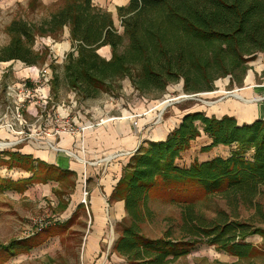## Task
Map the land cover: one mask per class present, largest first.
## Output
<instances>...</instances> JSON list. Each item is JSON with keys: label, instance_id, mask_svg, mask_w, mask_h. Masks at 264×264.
<instances>
[{"label": "trees", "instance_id": "obj_1", "mask_svg": "<svg viewBox=\"0 0 264 264\" xmlns=\"http://www.w3.org/2000/svg\"><path fill=\"white\" fill-rule=\"evenodd\" d=\"M43 6L49 11L40 21L15 19L8 25L10 41L0 47V61L42 65L47 55L34 50L36 36L58 40L69 27L73 49L65 58V75L87 98L111 90L115 80L125 77L141 92L164 90L180 79L189 94L212 91L213 82L225 76L242 85L248 62L264 52V0H129L117 7L122 32L112 13L92 0H56ZM103 46L111 48V58L98 53ZM202 133L210 139L202 152L219 145H235L236 150L227 157L180 166L177 159ZM247 148L253 150L252 158L245 156ZM3 165L31 176L16 181L0 176V193H22L33 183L53 180L68 190L75 185V172L20 151L0 152ZM214 195L257 209L264 203V119L240 124L233 116L189 111L164 140L140 147L129 157L111 195L124 200L126 211L113 251L129 264H170L205 240L239 264H256V258H264V249L246 238H264V229L198 213L197 198ZM156 197L180 207L179 223L160 237L145 231L155 216L150 203ZM16 246V240L0 245V264L33 245Z\"/></svg>", "mask_w": 264, "mask_h": 264}, {"label": "rangeland", "instance_id": "obj_2", "mask_svg": "<svg viewBox=\"0 0 264 264\" xmlns=\"http://www.w3.org/2000/svg\"><path fill=\"white\" fill-rule=\"evenodd\" d=\"M109 4L108 8L113 9L114 2L111 1ZM43 5L48 6L43 3V0H0V47L7 45L10 41L7 27L13 20L40 21L49 11V8ZM114 15L117 18L118 31L122 32L123 28L118 13L116 15L114 12ZM63 32L58 40L49 36H36L33 48L37 52L46 53V62L51 68L48 105L50 107L63 105L64 109H69L75 126L78 125L75 118H78L79 113L95 122L128 114L135 127L142 129L140 132L143 134L148 131L147 135H150L153 126L159 125L158 127L165 128V131L171 129L180 116L187 111H203L207 115L218 117L229 115L235 117L237 121L250 120L254 117L264 118V52L258 53L254 60L248 62L249 69L242 85L231 82V77L225 76L217 78L213 82L214 89L212 91L189 94L184 91V82L180 79L169 83L164 90L155 88L141 92L135 88L129 77H125L115 80L111 90L102 92L97 97L87 98L77 93L66 78L65 58L73 49V42L71 40L70 50L58 53V48L55 45L63 41ZM109 57L111 58V48ZM36 66L42 68L43 64ZM40 79L41 74L37 75L34 71L30 72L26 78L17 79L13 76V71L7 68V72L0 76V124L4 120L11 119L8 107L13 104V100H18L9 96L8 85L27 83L29 88L33 89L42 86ZM18 91L19 89L16 90L17 93ZM33 98L32 103L34 104L31 108L32 111H36L37 116L28 114L29 118L26 119V122L20 126L17 125L22 130L23 134L20 136L23 138L31 133L40 134L43 130L42 108L37 103L39 99L36 96ZM28 100L26 99V101ZM26 104H29V101ZM138 107L142 109L138 110ZM131 109H137L141 114H135ZM22 115H27L25 108ZM39 115H42L41 119L38 118ZM141 118L146 120L143 121L144 123H139L138 126V121L140 122ZM169 118L172 119L167 123ZM5 131L0 132V135L9 140L5 136L10 132ZM202 137L205 139L203 142L200 139L177 159L180 166L187 167L194 160L204 161L216 156L227 157L236 150L235 145H230L202 152L203 144L210 141V139L206 140L207 135ZM4 139H0V144H3V146L0 145V152L13 151L12 147H20L23 143L8 144L10 141H3ZM245 156L252 158L253 150L247 148ZM18 170L26 172L18 168L10 169L3 165L0 166V176L16 181L18 175L15 174V171ZM53 182L56 181L53 180ZM53 182L50 184L55 185L56 183ZM43 183L49 182H37L29 185L23 192L26 195L13 190L0 193V245L15 240L17 241L16 247L33 245L28 252L21 251L19 254L11 256L3 264H129L125 258L119 256L112 249L113 243L119 235L118 222H112L109 218L106 219L102 236L104 241L100 243L101 249L98 255L93 259H87L82 236L85 229L88 230L89 227L88 214H85L84 208L77 206V202L72 198L73 194L70 195L71 189L68 190L63 187V184L58 183L57 186L55 185L56 188L53 186L57 192L45 194L43 186H41ZM94 185L93 178H91L85 189L80 187L78 191L80 199L84 200L86 195L84 205L89 203ZM196 201V211L208 219L220 216L229 219V221L245 222L251 227L264 229L263 202L257 209L251 203L230 202L221 195H214L209 199H202L200 196ZM60 202H62L61 207L58 205ZM150 207L155 213V216L145 225V231L150 236L160 237L166 230L179 223L180 207L178 204L171 203L166 198L156 197L150 203ZM105 217L107 218V216ZM40 221L47 222V226H41ZM246 241L264 249V238L259 234L248 236ZM234 259L231 255L203 240L192 248L189 254L170 264H231ZM255 261L256 264H264V258H256Z\"/></svg>", "mask_w": 264, "mask_h": 264}, {"label": "crops", "instance_id": "obj_3", "mask_svg": "<svg viewBox=\"0 0 264 264\" xmlns=\"http://www.w3.org/2000/svg\"><path fill=\"white\" fill-rule=\"evenodd\" d=\"M55 1L56 0H43V3L49 5ZM92 1L95 5L105 8L112 13L114 25L118 29L116 23L117 18L115 17L114 12H116L117 15V7L126 5L129 0ZM111 1L114 2L113 9L108 8V5H110L109 3ZM71 44L69 27H65L63 32V41L61 43H57L55 47L57 46L58 53H64L65 51L71 49ZM98 53L106 59H109L110 47L103 46L98 50ZM44 65L49 68L47 62H45L43 66ZM7 68L13 71V76H15L17 79L26 78L30 75L27 65L19 60H10L6 62L0 61V76L7 72ZM49 71H51V68H49ZM48 104L49 102L47 103V109L43 112V121H41V123H43V133L41 135H29L23 138L20 136L23 134L21 128L16 126V129H19L17 132H10V134L5 136V138H9V140L4 139V137H1V135L0 139H4L3 141H10V144L15 145L23 142L20 147H12L11 149L13 151H20L24 154H30L34 159L41 160L44 163L55 166L61 170H69L76 173L75 185L71 189L70 195L73 194L72 198L77 202V206L82 209L84 208L85 214H88L89 216V227L88 230L85 229L84 231L82 242L86 258L93 259L96 255H98L101 249L100 243L104 241L102 236L104 233L106 219L108 220L109 218L112 222L114 221L115 223H120L126 216L124 200H113L111 199V195L130 156L124 157L123 155H113L120 153L121 151L131 152V154H134L140 147H146L149 141L164 140L171 129H173L174 126H176L181 121L183 115L189 111L183 113L179 120H177V123L167 131H165V128L163 127H158L159 125L153 126L152 131L149 133L150 135H147L148 131L144 134L141 133L140 131H142V129H137L135 127L133 120L128 116V114L122 117L114 116L107 119H102L99 122H95L89 120L84 114L79 113L78 118H75V122L78 123L77 127L83 125L90 126L83 133V135L81 136L78 133L75 135L62 133L58 136L51 134L55 128V122L53 120L52 106L50 107ZM24 107H27V105H24ZM56 107H58V110L62 114L66 113L64 108H62L60 105ZM29 108L30 110L26 111L27 115H23L25 122L26 119L29 118L28 114L33 115L31 106ZM141 109V107H138V110ZM131 111H133L135 114H141L137 111V109H131ZM9 118H12V114ZM257 118L262 117H254L250 120H238V122L240 124L250 123ZM171 119L172 118H169L167 123H169ZM144 120L146 119L141 118L140 122L138 121V126L139 123H144ZM2 131L6 132L4 127H0V132ZM45 132L49 133L46 135ZM203 135L206 134L202 133L200 136L201 138L199 137L193 141L191 147L198 143L200 139L203 138ZM207 139L209 140L208 137H206V140ZM204 140L205 139H202V142ZM209 142L210 141L205 142L203 145H207ZM50 143L53 145H58L59 147L66 150H70L72 153H74V155H69L64 151H57L56 149L49 146ZM219 146L225 147L224 145ZM15 174L18 175H16L18 179L28 178L31 176L29 172H23L20 170L15 171ZM91 178H93L95 185L91 190L89 203L84 205L86 202L84 201L86 199V195L84 196V200L80 199L81 197L78 191L80 190L81 186L85 189L88 181ZM48 182L49 183H43V185H41L43 186V191L45 194L51 192L53 193L54 191L57 192L54 187L55 185L57 186L58 182ZM50 182L56 184H50ZM58 205L61 207L62 202H60ZM105 216H107V218ZM40 223V225L43 227L47 226L48 224L44 221H40ZM234 258L235 259L231 264H239L238 259L236 257ZM107 260L109 262V258Z\"/></svg>", "mask_w": 264, "mask_h": 264}, {"label": "built area", "instance_id": "obj_4", "mask_svg": "<svg viewBox=\"0 0 264 264\" xmlns=\"http://www.w3.org/2000/svg\"><path fill=\"white\" fill-rule=\"evenodd\" d=\"M27 69L30 72H36L37 75L41 74V79L42 80V86H39L37 88L30 89L27 83H19L15 84L12 83L11 85H8V94L9 96L13 98H17L18 100H13L12 105L8 107L12 114V118L10 120H5L3 123L0 124V127H4L5 130L9 132H17L16 126L17 125H22L25 123L22 115V111L25 108L26 111L30 110V106H32V101H34L33 97H37L39 100L37 103L40 105L42 108V113L47 109V103L49 102V96H48V91H49V75L50 71L49 68L44 65L42 68H38L37 66H27ZM19 89L18 93L16 90ZM33 92V93H32ZM26 99H29V104H26ZM31 103V104H30ZM24 105H27V107H24ZM59 106V105H57ZM61 106V105H60ZM63 108V105L61 106ZM66 111L65 114H62L59 110L58 107L55 105L52 107V112H53V120L55 122V128L51 132L52 135H60L62 133L66 134H80L81 136L83 133L90 127L88 125H83L80 127L75 126V124L72 122L73 119L70 117V110L69 109H64ZM34 116H37L36 111H32ZM38 118H42V115H39ZM71 119V121H70ZM43 133L40 132V134H35L31 133L30 135H41ZM49 132H45L47 135ZM7 143V142H6ZM10 144V143H8ZM50 147L56 149L57 151H64L65 153L69 155H74L70 150H66L64 148L59 147L58 145H53L49 144ZM119 155H129L131 156V152H125L121 151L120 153H116L113 156H119ZM85 201V200H84Z\"/></svg>", "mask_w": 264, "mask_h": 264}, {"label": "bare ground", "instance_id": "obj_5", "mask_svg": "<svg viewBox=\"0 0 264 264\" xmlns=\"http://www.w3.org/2000/svg\"><path fill=\"white\" fill-rule=\"evenodd\" d=\"M238 96V95H237ZM240 98H242V96H239ZM248 101H251V100H248ZM0 145H2L3 146V144L1 143Z\"/></svg>", "mask_w": 264, "mask_h": 264}]
</instances>
